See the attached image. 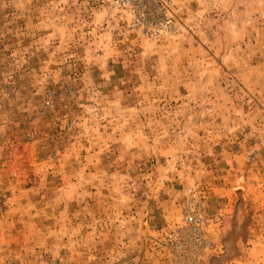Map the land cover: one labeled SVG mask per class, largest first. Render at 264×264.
Returning <instances> with one entry per match:
<instances>
[{
    "label": "rangeland",
    "instance_id": "obj_1",
    "mask_svg": "<svg viewBox=\"0 0 264 264\" xmlns=\"http://www.w3.org/2000/svg\"><path fill=\"white\" fill-rule=\"evenodd\" d=\"M173 1L0 0V264H264V0Z\"/></svg>",
    "mask_w": 264,
    "mask_h": 264
},
{
    "label": "built area",
    "instance_id": "obj_2",
    "mask_svg": "<svg viewBox=\"0 0 264 264\" xmlns=\"http://www.w3.org/2000/svg\"><path fill=\"white\" fill-rule=\"evenodd\" d=\"M108 8L116 20V29L148 38L169 35L176 28L178 18L173 0H96ZM180 210L182 232L179 237L200 241L204 226L203 202L188 189ZM172 238V237H171ZM173 240V238H172ZM186 240V239H185ZM180 243V241H178ZM180 246L176 248L179 250Z\"/></svg>",
    "mask_w": 264,
    "mask_h": 264
}]
</instances>
